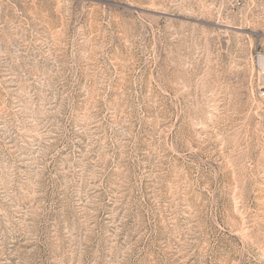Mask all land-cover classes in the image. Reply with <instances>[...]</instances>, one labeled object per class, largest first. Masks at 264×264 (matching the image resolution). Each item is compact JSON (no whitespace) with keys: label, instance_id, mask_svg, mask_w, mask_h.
Segmentation results:
<instances>
[{"label":"rangeland","instance_id":"obj_1","mask_svg":"<svg viewBox=\"0 0 264 264\" xmlns=\"http://www.w3.org/2000/svg\"><path fill=\"white\" fill-rule=\"evenodd\" d=\"M217 7L0 0V264H264V19Z\"/></svg>","mask_w":264,"mask_h":264},{"label":"built area","instance_id":"obj_2","mask_svg":"<svg viewBox=\"0 0 264 264\" xmlns=\"http://www.w3.org/2000/svg\"><path fill=\"white\" fill-rule=\"evenodd\" d=\"M211 7L236 11L249 22L264 19V0H204ZM244 14V15H243ZM255 105L260 123L264 127V41L254 54Z\"/></svg>","mask_w":264,"mask_h":264}]
</instances>
